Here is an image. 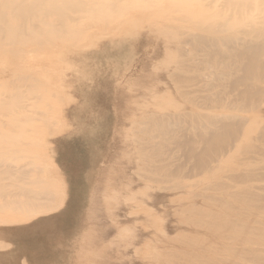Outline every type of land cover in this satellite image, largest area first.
I'll use <instances>...</instances> for the list:
<instances>
[{
    "label": "rangeland",
    "instance_id": "rangeland-1",
    "mask_svg": "<svg viewBox=\"0 0 264 264\" xmlns=\"http://www.w3.org/2000/svg\"><path fill=\"white\" fill-rule=\"evenodd\" d=\"M230 2L0 0V264H264V100L200 109L204 41L264 21ZM237 111L215 171L166 139Z\"/></svg>",
    "mask_w": 264,
    "mask_h": 264
},
{
    "label": "bare ground",
    "instance_id": "bare-ground-1",
    "mask_svg": "<svg viewBox=\"0 0 264 264\" xmlns=\"http://www.w3.org/2000/svg\"><path fill=\"white\" fill-rule=\"evenodd\" d=\"M31 1H32V4H39V2H40V0H31ZM230 1H233V2H230ZM242 1L243 0H229L230 3H234V2L240 3ZM262 1H264V0H262ZM262 3H263V5H262ZM252 4L253 3H249V4H246L245 6L250 7ZM261 5H262V7H264V2H261ZM250 10H252V9H250ZM237 13H238V11H237ZM238 18H239V14H238ZM260 18H261L260 20L263 21L264 13H263L262 17H260ZM255 20H258V19H254V23L260 22L259 20L258 21H255ZM249 21L252 22L251 20H249ZM247 23H249V22L247 21ZM247 23L245 25H247ZM260 23H262V24L259 27L255 28V26H254L255 29L252 27L254 29V30L252 29L253 31L245 29L246 26L241 27V32L244 35H246V34L249 35L248 32L250 34H253L252 35L253 37L252 36L251 37H252V39L255 38V40H257L256 42H255V40L254 41H246V42H244L245 40H243L242 43H240V45H235L233 43L232 44L230 43V40H232L233 38L220 37V39H224V40H222V42H223L224 46L227 47V49H224L225 50L224 51V50H216L217 49L216 43L213 46V42L204 41V45H203L204 47L200 48V49L203 50L206 47L208 50L206 53L208 56L207 67L213 68V69L215 68L218 70L212 69L210 72L205 74L206 76H209V79L211 76L212 77L214 76L216 82L215 83L210 82L211 84L208 86L209 87V89H208L209 93L206 96L207 101H205V103L200 107V109H215V108H218V106L213 105L214 102L216 103V101H218V100L221 101L224 99L225 100L230 99V103L232 105L231 110L232 109L236 110L237 107H239L243 112L244 111L243 108H244L245 104H247L248 101L249 102L246 106V109L248 107V109L250 110L251 108H254L259 104V103H256L257 101L260 102V101L264 100V85H262V84H264V21L260 22ZM223 24L224 23L220 24L219 26H221ZM231 24L232 25L235 24L237 26L242 25L241 20L238 21V19L236 22L231 23ZM252 24H253V22H252ZM248 26H250V25H247V27ZM208 28H210V26ZM231 28L232 27H230V29ZM248 29H251V27ZM227 39L228 40L230 39V40L228 41ZM214 78H211V79H214ZM220 93H222V96H223V97L221 96L222 97L221 99L219 98ZM254 103H256L255 104L256 106L254 105ZM238 112L239 111H237V113ZM175 114H178V113L176 112ZM237 115L233 114L230 118H227L225 116H222L223 118H219L218 116L212 117L209 115H204V114L202 115L201 114V116H204L205 118H209V125L210 126H214V128H212L214 131L210 132V136L206 137L203 134L191 135V133L185 134V133L181 132V130H172V131L170 130L169 131L170 133L168 132L169 134L167 135L166 139L169 141L173 140V143L175 145H177L178 147H181V148L182 147L185 148V151H184L185 157L187 159H190V160L193 159L194 160V163H195V169L194 170H196V171L201 170V172H205V171L208 172L209 170L215 171L219 167V162H221V164H223L224 160H223V158L218 159L219 156L214 157L215 156L214 153L221 150L223 147L222 145H224L225 143H227L229 141V139L232 137V134L234 133V131L237 130V127L241 128L244 124H246V121H248V119H249V117L241 116V114H239V113ZM178 116L179 115L170 116L167 114L164 116L163 122H167V121L169 122V121H171V119H173V121H178L179 119L181 120L180 116L179 117ZM236 117H239V118H236ZM192 118L193 119H191V120L195 121L194 120L195 118L194 117H192ZM153 120H154L153 122H149V121L146 122V120L144 122H145V124L146 123L150 124L153 127H156V126L164 127L166 125V123L163 124V122H161V119L157 120V117L153 118ZM160 134H159V136H160ZM237 139H236V141H237ZM196 143H199V145L197 146ZM159 146H162V145H159ZM232 148H235L234 144L231 146V149ZM176 165L178 166L177 171H179L181 167L178 164V162ZM261 174H263V173H261ZM163 175H164V173H163ZM261 176H263V175H261ZM177 177H178V175H177ZM161 182H162V180H161ZM262 190L264 191V188ZM252 195L254 197L259 198L257 200V202H259V203L262 202L263 196L251 193L250 196H252ZM14 242L15 241H13V246L11 248L15 249L16 243H14Z\"/></svg>",
    "mask_w": 264,
    "mask_h": 264
}]
</instances>
